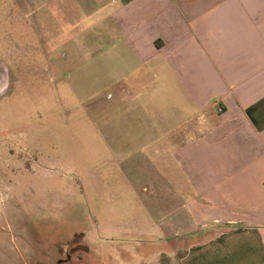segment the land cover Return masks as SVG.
I'll return each mask as SVG.
<instances>
[{"label":"crops","instance_id":"obj_1","mask_svg":"<svg viewBox=\"0 0 264 264\" xmlns=\"http://www.w3.org/2000/svg\"><path fill=\"white\" fill-rule=\"evenodd\" d=\"M24 1L27 14L59 22L78 49L88 38L106 50L109 80L146 88L158 80L157 136L136 147L156 145L162 155L150 187L172 206L168 242L188 240L185 250L170 249L161 262L165 252H147L124 233L118 254L89 239L88 261L264 264V0ZM160 100L170 103L167 118Z\"/></svg>","mask_w":264,"mask_h":264},{"label":"rangeland","instance_id":"obj_2","mask_svg":"<svg viewBox=\"0 0 264 264\" xmlns=\"http://www.w3.org/2000/svg\"><path fill=\"white\" fill-rule=\"evenodd\" d=\"M27 8L0 0V77L10 80L0 95V264H107L88 261L89 239L118 254L124 233L165 252L161 262L182 254L188 240L168 242V197L150 187L156 145L136 147L157 136L158 80H109L106 50L88 38L78 49ZM159 104L167 118L170 103Z\"/></svg>","mask_w":264,"mask_h":264},{"label":"water","instance_id":"obj_3","mask_svg":"<svg viewBox=\"0 0 264 264\" xmlns=\"http://www.w3.org/2000/svg\"><path fill=\"white\" fill-rule=\"evenodd\" d=\"M1 80H0V95L4 94L6 89L8 88V80L6 78V76H1L0 77Z\"/></svg>","mask_w":264,"mask_h":264},{"label":"flooded vegetation","instance_id":"obj_4","mask_svg":"<svg viewBox=\"0 0 264 264\" xmlns=\"http://www.w3.org/2000/svg\"><path fill=\"white\" fill-rule=\"evenodd\" d=\"M8 82H10V80Z\"/></svg>","mask_w":264,"mask_h":264}]
</instances>
